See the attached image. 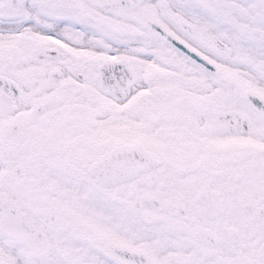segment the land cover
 Wrapping results in <instances>:
<instances>
[{
	"label": "snow or ice",
	"instance_id": "snow-or-ice-1",
	"mask_svg": "<svg viewBox=\"0 0 264 264\" xmlns=\"http://www.w3.org/2000/svg\"><path fill=\"white\" fill-rule=\"evenodd\" d=\"M0 264H264V0H0Z\"/></svg>",
	"mask_w": 264,
	"mask_h": 264
}]
</instances>
